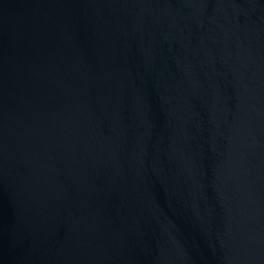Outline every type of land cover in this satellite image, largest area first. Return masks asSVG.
I'll return each mask as SVG.
<instances>
[{"label":"water","instance_id":"1","mask_svg":"<svg viewBox=\"0 0 264 264\" xmlns=\"http://www.w3.org/2000/svg\"><path fill=\"white\" fill-rule=\"evenodd\" d=\"M0 264H264V0H0Z\"/></svg>","mask_w":264,"mask_h":264}]
</instances>
